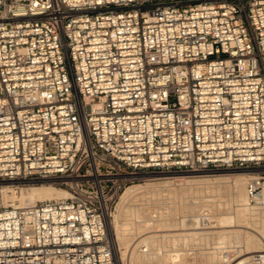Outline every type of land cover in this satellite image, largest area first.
Segmentation results:
<instances>
[{"label":"built area","instance_id":"obj_1","mask_svg":"<svg viewBox=\"0 0 264 264\" xmlns=\"http://www.w3.org/2000/svg\"><path fill=\"white\" fill-rule=\"evenodd\" d=\"M222 169L263 212L264 0H0V182L68 192L0 207V264H116L127 187Z\"/></svg>","mask_w":264,"mask_h":264},{"label":"bare ground","instance_id":"obj_2","mask_svg":"<svg viewBox=\"0 0 264 264\" xmlns=\"http://www.w3.org/2000/svg\"><path fill=\"white\" fill-rule=\"evenodd\" d=\"M255 176L254 172L248 170L232 169L178 175L144 176L142 178L143 184L129 186L120 195L116 211L112 213L107 225L108 237L112 243L116 264H121L118 254H121L122 260L126 257L127 251H130L128 258L131 264H182V256H185V253L181 249L173 248L162 250L163 252L159 250L160 248L164 249L168 241H175L177 244L172 245V247H176L180 241L185 243L187 239L190 242L196 239L201 243L205 242L206 248L199 253L200 264H221L237 257L240 259L238 261L247 263L253 254L264 251V211L249 207L245 193L248 181ZM172 180L174 183L180 182V186L185 183L190 191L197 194L196 197H199L203 190L214 193L215 190L220 191L227 188L229 201L226 205L230 208L220 212L214 207V201L203 200L193 203L190 210L193 208L195 210L193 209L189 213L185 212L192 218V224L189 225L193 227H191L192 232L156 234L155 229L168 228L169 222L167 220L171 216V208L164 209L163 212L154 211L152 216L148 217V221L144 217L145 215L143 216L146 211L143 207L145 205L142 203V206L136 205V203L142 202L141 197L149 190L151 197L163 196L165 192L171 190L169 183ZM47 181L50 183L47 184ZM154 181H163V183L157 185L152 183ZM14 183L16 182H0L2 185L0 187V202L3 206L16 205L22 207L39 201L68 197V192L62 188H56L51 184L53 183L51 180H41L40 184L33 181L32 183L35 184L24 188H14L12 186ZM180 186L178 185V187ZM162 218L166 219L165 223H158ZM148 229L150 231L146 232ZM145 232L149 235L143 237ZM135 237H138L137 240L140 237L143 238L137 244L135 243L136 245H133L134 247L130 250L132 247L130 242ZM165 242L167 243L165 244Z\"/></svg>","mask_w":264,"mask_h":264},{"label":"rangeland","instance_id":"obj_3","mask_svg":"<svg viewBox=\"0 0 264 264\" xmlns=\"http://www.w3.org/2000/svg\"><path fill=\"white\" fill-rule=\"evenodd\" d=\"M218 171H222V170H218ZM161 182L163 183V181H154L152 183H155V184L158 185ZM46 183L49 184L50 182L48 183V181H47ZM31 184H35V183H32V182H17V183L12 184V186L14 188H17V187L18 188H24V187L29 186ZM36 184H40V181H37ZM51 184L54 185V183H51ZM139 184H143V182L141 181V182L135 183L134 185H139ZM134 185L132 184V186H134ZM178 185L180 186V182H175L174 183L173 180H172L169 183V186H170L169 188L171 190L165 192L163 196L161 195V197H157V198H156V196L155 197H151V193H150V190H149L143 195V197H141V199L143 201L142 202L140 201L139 203H136V205L137 204L141 205V203L145 205L143 207H144V209H146L147 212L145 211L143 213V216L145 215L144 217H146L148 221H149V218L152 216L154 211H157V210L159 211L160 210V211L163 212L164 209H167L169 207L171 208V216H170L169 220H167L169 222L167 224V225H169L168 228L155 229L154 231L156 232V234H167V233H171V234H177L178 233V234H181L182 232L183 233L192 232V228L193 227L189 226L190 224H192V218L190 217L189 214H185V212L189 213V211L194 209L193 208V209L190 210V208L192 207L193 203L201 202L203 200L212 201V202L214 201L215 202V203L213 202L214 207H216V209H218V211H220V212H224L228 208H230L228 205H226L227 201H229V198L227 196V195H229L228 194L229 190L227 191V188L226 189H222L220 191L215 190L214 193H211L210 191L205 192L206 190H203V192L200 193L201 195H199V197H196L197 194L194 193L193 191H190L187 188L188 186H185V183H182L180 187H178ZM1 186L2 185H0V187ZM56 188H59V187H56ZM209 199H211V200H209ZM118 202H119V200L117 201V204H118ZM117 204H116V207H117ZM2 206H3V204H2V202H0V207H2ZM116 207H115L113 213H115ZM165 221H166V219L162 218L160 221H158V223H165ZM186 227H187V229H186ZM188 228H189V230H188ZM241 228L243 229V227H241ZM241 228H239V229H241ZM149 231H150V229L146 230V232H149ZM198 231H200V230H198ZM205 231H210V230H205ZM147 235H149V234L146 233L145 235H143V237L147 236ZM143 237H140L138 240H137L138 237H135L133 240H131L130 246L132 245V247H130V250ZM181 242L182 241H180L178 243V246H176V247H172V245L177 244L175 241H170V242L168 241V243H170L169 245H168L167 242H165V244L167 243L165 245V248L164 249L160 248L159 251L163 252L162 250H169V249H173V248L174 249L175 248L181 249V251L183 253H185V256H182V260H181L182 264H200L199 253L202 251V249L206 248V245H204L205 242L201 243V242H199L198 239L191 240V242H190V240L187 239V241L185 243H183V242L181 243ZM209 242L211 243L212 241H209ZM129 254H130V251H127L126 257H124V259L121 260V254L119 253L118 254V258H120V260L118 259L119 263H121V264H131L129 262V258H128ZM235 259L240 260L238 257L235 258Z\"/></svg>","mask_w":264,"mask_h":264}]
</instances>
